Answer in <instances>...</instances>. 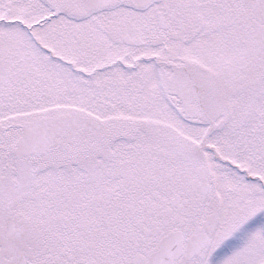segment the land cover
I'll list each match as a JSON object with an SVG mask.
<instances>
[{"label":"snow or ice","instance_id":"obj_1","mask_svg":"<svg viewBox=\"0 0 264 264\" xmlns=\"http://www.w3.org/2000/svg\"><path fill=\"white\" fill-rule=\"evenodd\" d=\"M0 264H264V0H0Z\"/></svg>","mask_w":264,"mask_h":264}]
</instances>
